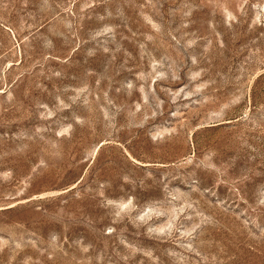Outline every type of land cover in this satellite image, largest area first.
I'll return each instance as SVG.
<instances>
[{
  "label": "rangeland",
  "instance_id": "obj_1",
  "mask_svg": "<svg viewBox=\"0 0 264 264\" xmlns=\"http://www.w3.org/2000/svg\"><path fill=\"white\" fill-rule=\"evenodd\" d=\"M0 264H264V0H0Z\"/></svg>",
  "mask_w": 264,
  "mask_h": 264
}]
</instances>
